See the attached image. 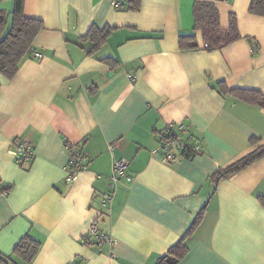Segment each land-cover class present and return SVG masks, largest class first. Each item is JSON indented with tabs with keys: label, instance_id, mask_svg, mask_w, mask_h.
<instances>
[{
	"label": "crops",
	"instance_id": "crops-1",
	"mask_svg": "<svg viewBox=\"0 0 264 264\" xmlns=\"http://www.w3.org/2000/svg\"><path fill=\"white\" fill-rule=\"evenodd\" d=\"M13 1L0 8L10 15ZM120 1L125 8L25 0V16L42 30L16 76L0 74V181L10 187L0 197V260L155 264L205 208L178 264H264V158L216 188L210 181L264 144V108L217 85L264 94V17L250 14L252 0H140L136 11L127 10L133 0ZM197 1L216 5L223 29L235 15L242 38L209 52L199 31L200 48L181 50L179 38L194 33ZM94 27L113 32L89 54L85 37ZM170 123L188 125L202 153L170 163L154 154ZM18 139L33 144L29 165L11 154ZM66 143L88 164L71 184ZM119 158L132 181L122 179L105 204ZM95 219L115 246L83 245ZM26 236L40 243L31 263L13 255Z\"/></svg>",
	"mask_w": 264,
	"mask_h": 264
},
{
	"label": "trees",
	"instance_id": "trees-1",
	"mask_svg": "<svg viewBox=\"0 0 264 264\" xmlns=\"http://www.w3.org/2000/svg\"><path fill=\"white\" fill-rule=\"evenodd\" d=\"M2 0H0L1 4ZM13 10L9 15L8 12L0 8V74L6 79H13L21 65V63L32 53L35 40L42 30V22L29 19L25 16L24 6L25 0H14ZM140 0H133L128 3L127 10H139ZM249 12L252 15L264 17V0H252ZM194 15V33L184 35L179 38V46L181 50H198L200 48L197 41V32H202L204 40V49L212 52L221 50L233 42L241 39L238 28V21L235 15L230 17V25L228 29H223L220 24V13L216 5L208 1H197L193 6ZM11 18L10 23L8 22ZM113 32L112 28H92L87 36L86 41L92 42V49L88 52L93 54L103 46ZM248 41H253L248 38ZM258 50V43H254ZM103 62L112 63L111 59H105ZM218 87L222 94H232L238 99L264 108V94L254 91H230L226 87L224 81L218 82ZM257 139H251L253 145L258 144ZM66 148L75 152H80L75 145L66 143ZM200 155V154H199ZM198 156V155H197ZM196 157L188 156L187 159ZM264 158V144L259 146L253 152L245 155L229 166L217 170L211 177L210 181L216 188L220 182L229 179L234 175L240 174L248 169L252 164ZM10 188V187H9ZM205 208L198 214L194 224L190 227L186 235L176 245L171 247L169 251L159 257L155 264H178L188 253V247L185 244L186 239L191 236L198 226ZM40 250V243L34 241L30 236H26L20 240L14 249L13 255L26 263H31ZM9 259L2 258L0 264H9Z\"/></svg>",
	"mask_w": 264,
	"mask_h": 264
},
{
	"label": "built area",
	"instance_id": "built-area-1",
	"mask_svg": "<svg viewBox=\"0 0 264 264\" xmlns=\"http://www.w3.org/2000/svg\"><path fill=\"white\" fill-rule=\"evenodd\" d=\"M112 5L118 8H125L120 0H110ZM70 155L69 163L65 167V182L71 184L77 177L78 173L87 169L86 157L83 153L67 149ZM203 146L199 139L192 135L191 129L184 123H170L162 131L160 145L153 151L154 154H160L165 163H170L178 158L199 155L202 153ZM11 154L15 161L20 165H29L34 160L33 144L24 139H18L13 142ZM129 162L125 158L116 159L113 163L112 173L110 176V192L106 193L104 198L105 204H110L114 200L117 185L122 179L132 181V177L127 173ZM10 188L4 186L0 181V197L8 195ZM83 245L101 246L108 244L115 246V240L108 234L101 231L99 220L95 219L82 238Z\"/></svg>",
	"mask_w": 264,
	"mask_h": 264
},
{
	"label": "rangeland",
	"instance_id": "rangeland-1",
	"mask_svg": "<svg viewBox=\"0 0 264 264\" xmlns=\"http://www.w3.org/2000/svg\"><path fill=\"white\" fill-rule=\"evenodd\" d=\"M104 232V231H103Z\"/></svg>",
	"mask_w": 264,
	"mask_h": 264
}]
</instances>
